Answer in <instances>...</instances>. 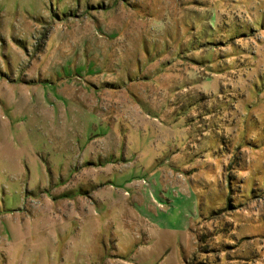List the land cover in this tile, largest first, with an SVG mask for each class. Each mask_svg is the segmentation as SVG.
I'll return each mask as SVG.
<instances>
[{
  "label": "rangeland",
  "instance_id": "1",
  "mask_svg": "<svg viewBox=\"0 0 264 264\" xmlns=\"http://www.w3.org/2000/svg\"><path fill=\"white\" fill-rule=\"evenodd\" d=\"M2 1L0 264H264V0Z\"/></svg>",
  "mask_w": 264,
  "mask_h": 264
},
{
  "label": "crops",
  "instance_id": "2",
  "mask_svg": "<svg viewBox=\"0 0 264 264\" xmlns=\"http://www.w3.org/2000/svg\"><path fill=\"white\" fill-rule=\"evenodd\" d=\"M11 1H18L19 2V0H11ZM3 7H4V4H3V1H2V2H0V9L3 8ZM31 263L37 264V261H32Z\"/></svg>",
  "mask_w": 264,
  "mask_h": 264
}]
</instances>
